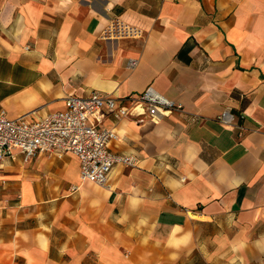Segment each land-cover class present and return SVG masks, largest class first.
Instances as JSON below:
<instances>
[{
	"label": "crops",
	"instance_id": "1",
	"mask_svg": "<svg viewBox=\"0 0 264 264\" xmlns=\"http://www.w3.org/2000/svg\"><path fill=\"white\" fill-rule=\"evenodd\" d=\"M111 19L145 36L101 39ZM151 86L183 112L108 116L140 163L107 185L71 153L0 162V264H264V0H0L10 119Z\"/></svg>",
	"mask_w": 264,
	"mask_h": 264
},
{
	"label": "built area",
	"instance_id": "2",
	"mask_svg": "<svg viewBox=\"0 0 264 264\" xmlns=\"http://www.w3.org/2000/svg\"><path fill=\"white\" fill-rule=\"evenodd\" d=\"M145 31L119 19H111L101 33V39H141ZM137 60H130L134 68ZM174 112H183L180 103L171 100L154 87L125 98L94 91L88 97L69 96L65 107L42 118L23 115L10 119L0 107V162L22 155L30 162L39 155L62 158L71 153L79 159L82 181L107 185L118 165L137 167L140 158L135 154L118 153L113 145L121 140L115 128L104 126L109 116L117 122L134 119L136 123L160 122ZM219 120L234 125V117L224 110ZM192 121L203 119L194 115Z\"/></svg>",
	"mask_w": 264,
	"mask_h": 264
}]
</instances>
